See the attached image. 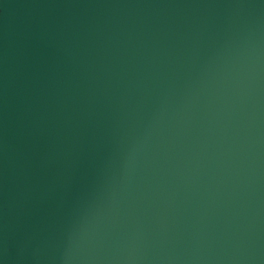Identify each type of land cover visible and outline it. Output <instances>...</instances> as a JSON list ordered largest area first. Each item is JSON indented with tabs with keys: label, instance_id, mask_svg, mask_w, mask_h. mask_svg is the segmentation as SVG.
Listing matches in <instances>:
<instances>
[{
	"label": "water",
	"instance_id": "obj_1",
	"mask_svg": "<svg viewBox=\"0 0 264 264\" xmlns=\"http://www.w3.org/2000/svg\"><path fill=\"white\" fill-rule=\"evenodd\" d=\"M0 264H264V0H0Z\"/></svg>",
	"mask_w": 264,
	"mask_h": 264
}]
</instances>
